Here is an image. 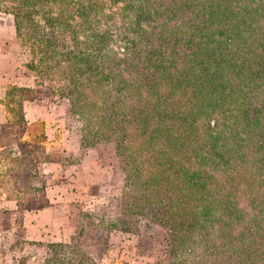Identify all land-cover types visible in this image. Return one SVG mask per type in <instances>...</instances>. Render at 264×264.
I'll return each mask as SVG.
<instances>
[{"label":"trees","instance_id":"trees-1","mask_svg":"<svg viewBox=\"0 0 264 264\" xmlns=\"http://www.w3.org/2000/svg\"><path fill=\"white\" fill-rule=\"evenodd\" d=\"M106 2L0 12L81 121L80 145L112 143L133 184L159 191L173 264H264V0ZM8 99L6 122L21 111Z\"/></svg>","mask_w":264,"mask_h":264},{"label":"rangeland","instance_id":"rangeland-1","mask_svg":"<svg viewBox=\"0 0 264 264\" xmlns=\"http://www.w3.org/2000/svg\"><path fill=\"white\" fill-rule=\"evenodd\" d=\"M0 36L7 38L3 48L7 57L0 61V68L17 69L33 79L35 86L32 91L7 86L2 103L13 98V105L20 108L36 97L51 116L53 129L47 132L49 142H32L47 130V121H36L27 129L24 121H17L21 111L14 108L9 114L11 120L0 128V196L33 210L50 205L44 200L46 179L38 170L49 161L64 168L69 186L62 190L74 191L68 196L72 205L60 236L50 242L21 244L19 251L9 245L5 264H173L168 231L159 225V191L133 184L138 167L128 165L124 170L112 143L80 145L81 121L70 113L66 98L51 93L52 81L25 67L30 54L15 38L9 13L0 12ZM57 189L52 187L47 193L53 195ZM184 253L189 256V250Z\"/></svg>","mask_w":264,"mask_h":264},{"label":"crops","instance_id":"crops-1","mask_svg":"<svg viewBox=\"0 0 264 264\" xmlns=\"http://www.w3.org/2000/svg\"><path fill=\"white\" fill-rule=\"evenodd\" d=\"M7 38L0 36V61L7 57L3 48ZM9 85L17 88L32 91L34 89L33 79L24 73L13 68H0V128L6 125L5 111L2 103L4 92ZM35 92V90H34ZM21 116L26 125L36 121H47V130L44 134L46 142H49L47 132L52 131L49 120L51 116L45 110L43 104L35 97L21 105ZM63 169L59 163L47 162L39 166L38 170L46 179L45 199L50 205L41 209L33 210L22 208L18 200L9 199L1 194L0 196V264H5V253L9 250V245H16L19 251L20 245L29 246L38 242L51 241L54 237L62 233L63 223H67L68 206L72 205L69 195L73 196L70 188L62 190V187L69 186V180L65 179ZM67 177V175H66ZM64 183L65 185H62ZM58 187V191L53 195L47 193L50 188ZM67 199V200H66ZM57 233V234H56ZM14 252L13 249H11ZM14 254L12 253V256ZM14 257V256H13Z\"/></svg>","mask_w":264,"mask_h":264}]
</instances>
